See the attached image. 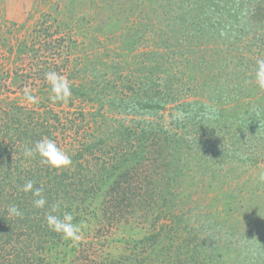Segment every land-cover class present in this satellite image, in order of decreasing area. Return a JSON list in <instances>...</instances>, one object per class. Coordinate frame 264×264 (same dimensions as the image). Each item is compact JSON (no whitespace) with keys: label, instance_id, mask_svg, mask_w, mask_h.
I'll return each instance as SVG.
<instances>
[{"label":"trees","instance_id":"1","mask_svg":"<svg viewBox=\"0 0 264 264\" xmlns=\"http://www.w3.org/2000/svg\"><path fill=\"white\" fill-rule=\"evenodd\" d=\"M73 2L2 77L31 104H0V264H264V202L220 187L264 145V0H101L129 5L124 26ZM196 182L222 189L223 218L184 204Z\"/></svg>","mask_w":264,"mask_h":264},{"label":"rangeland","instance_id":"2","mask_svg":"<svg viewBox=\"0 0 264 264\" xmlns=\"http://www.w3.org/2000/svg\"><path fill=\"white\" fill-rule=\"evenodd\" d=\"M69 0H0V77L2 78L3 75L7 71H11L14 69V64L16 61L14 60L16 58V48L18 46V40L23 38V36H30L35 37L36 34L34 33V29L38 27L37 22L39 20L44 19L48 15L51 16V19L49 21L52 23L53 19L56 18V21L53 22V24L56 26L57 23L63 19L61 10L66 2ZM65 2V3H63ZM94 2H97L96 5H92L90 0H74L73 4L70 5L71 12H75L76 15H79L80 13H87L91 14L94 18V24L97 22L98 24H101V22H107L110 19H118L120 26L125 25V16L128 15V9L129 12L130 8L128 4L125 5L126 12L121 13L122 15H117L113 16L105 9H103V4L101 0H96ZM116 14L120 10L122 12V9L116 8ZM47 14L43 16V14ZM58 13V14H57ZM137 13V11H136ZM137 16L136 14H133ZM131 16L128 15L127 19L130 18ZM129 26V24H128ZM123 30V31H121ZM122 32L123 34H119ZM133 32H130V30L127 28L121 29L118 31H115L114 35L117 37L118 35H122L123 38L125 39ZM91 35H94L95 37H99L102 39H105L109 35H101L99 32H91ZM36 38V37H35ZM40 40L37 37V41ZM151 41V40H149ZM124 46L121 45V49ZM93 48V47H92ZM91 48V49H92ZM11 49V51H9ZM90 49V50H91ZM82 58V57H81ZM26 59V58H23ZM23 62L24 66L20 67L24 69V72L28 70L29 73L33 72V66L25 63V61H19ZM35 64V63H34ZM70 68V67H69ZM189 70L190 66H188L185 69V78L184 80L188 81L189 80ZM228 72L229 69H225V72ZM193 73V72H192ZM198 74V73H194ZM31 76V75H30ZM10 78L8 79H3L0 80V104H3L6 101H10L12 99L19 100L25 104L30 105L31 100L28 99L29 97H26V99L23 98V95L21 94L20 90L17 87H14L10 84ZM26 80V79H25ZM30 81V79H27ZM24 82V81H23ZM26 84V83H24ZM195 84V82H194ZM25 86V85H24ZM264 91V89L262 90ZM21 98V99H19ZM185 98H191V96H187ZM79 104L78 102L74 103V106L70 108V114L71 116H68L70 118L75 117L76 115L73 112H76L79 108L83 110V112H87L90 110V108L86 104ZM63 107H66L65 105ZM55 110H60L58 108H55ZM62 117H65L66 115L61 113ZM65 115V116H64ZM77 118V117H76ZM89 120V117L86 115L85 121ZM84 124V123H83ZM82 124V125H83ZM69 134L71 136L74 135V130H68ZM79 136V135H78ZM220 140H222L224 143H227L228 136H220ZM255 138L257 139V136L255 135ZM64 142L70 146L69 144V139H63ZM258 140V139H257ZM264 143V141H262ZM67 148L66 146H64ZM255 154L258 157V161L254 163L253 165H248V166H242L243 163H231V165H228V167H232L234 170L228 174L229 178H233V180H228L227 183L221 184L220 187L222 189H227L230 188V186L235 185L236 181L234 180H240V182H246V185L244 184L243 188L247 191H254L257 193L256 194V204L258 206V209L260 208L261 204L264 202V145L259 144L257 145ZM227 167V168H228ZM238 176V177H235ZM222 180H220V183ZM188 186L186 187L185 183L181 184V187L179 188V191H182V196L180 197L183 199L186 203L190 206H193L195 203L192 201L189 203L187 198L190 196L191 200H197L200 203H202L203 207L208 204H211V210L215 211L216 209H219L220 216L221 218L224 217L225 212H228L224 205H223V200L225 196L223 195L224 192L220 187L218 188L217 193H210L205 191V188L203 186V183H187ZM188 194V195H187ZM182 208L186 209L187 206H183ZM238 210H240L238 208ZM216 212V211H215ZM219 216V217H220ZM238 223L240 226L245 224V220L243 217H239ZM241 226V227H242ZM87 232V224L83 227L82 233L86 234ZM80 238H84L83 236H80Z\"/></svg>","mask_w":264,"mask_h":264}]
</instances>
